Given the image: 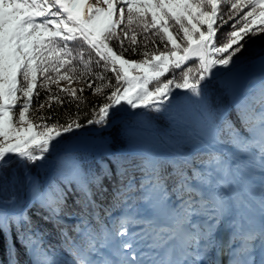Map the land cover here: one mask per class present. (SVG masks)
Instances as JSON below:
<instances>
[{"label": "snow or ice", "instance_id": "snow-or-ice-1", "mask_svg": "<svg viewBox=\"0 0 264 264\" xmlns=\"http://www.w3.org/2000/svg\"><path fill=\"white\" fill-rule=\"evenodd\" d=\"M102 2L105 6L93 5L90 0H0V175L13 161L21 165L44 161L67 135L82 127L75 120L49 124L48 117L40 116V123L34 124L28 118L30 110L35 112L44 107L40 102L32 108L40 91L56 104L78 99L77 94L82 93L83 88L59 86L60 81L71 83L74 78L84 77L77 64L88 69L95 63L100 68L101 74L91 75L86 82L95 93H102L105 88L109 92L105 95L106 102L99 108L98 119L87 123L107 125L121 109L160 111L166 106L173 107V89L184 90V95L205 106L208 83L218 76L239 71L242 68L240 53L251 40L264 36V0ZM225 24H229L230 30L217 43L220 29ZM137 30L143 40H147L151 32L165 50L159 51L153 39L152 53L141 52L144 58L140 61L126 59L125 53L129 50L135 52L137 48L145 47L136 40ZM110 41H115L119 52L110 46ZM72 44L78 46L76 54L70 47ZM260 62L264 71V56L260 57ZM192 63L197 66L191 67ZM108 72L112 73L115 83L104 75ZM177 72L181 74L179 82ZM52 86L56 87L55 92H52ZM52 106L50 103L49 108ZM229 136L237 153L230 160L216 156L212 161L213 171L198 174L197 170H191L190 174L178 178L177 187L182 198L180 213L185 217L178 226L186 233L180 258H174L173 250L161 258L158 250L163 245L157 243L147 226L141 231L134 230L139 221L129 215L122 217L114 230L102 228V242L97 240V234L77 227L84 245L73 242L69 249L72 259L66 264H210L205 259V250L214 247V233L209 229L206 233L193 235L192 218L206 216L211 223L219 225L222 222L225 201L211 190H230L229 177L233 170L241 167L258 171L261 177L259 228L244 235L246 256L243 264H264V118L259 121L258 129L253 128L247 136L234 135L231 129ZM65 159L75 170V159ZM143 164L146 169L151 168V176L156 175L151 159ZM96 179L102 177L77 185L86 204L95 203L92 199L95 193L89 185L95 184ZM25 180H28L27 176ZM153 183L150 179L149 186ZM125 187L130 188V185ZM29 188L32 203L47 207L51 214L60 213V208L52 205L61 203L63 197L46 201L34 182H29ZM102 190L106 192L107 188ZM120 194L121 190H117L114 199ZM237 204L247 206L242 198ZM240 227L239 223L233 224L234 231ZM13 229L17 240L21 241L26 233L37 236L39 232L34 229L31 217L23 211L16 195L6 184H0V234L7 245L9 264H18L14 259ZM65 236L67 238L66 233ZM27 239L37 253L32 264H52L41 248L42 238L37 236L33 240L29 236ZM29 244H24L26 251H30ZM102 250H106V254ZM93 254L99 258H94Z\"/></svg>", "mask_w": 264, "mask_h": 264}, {"label": "trees", "instance_id": "trees-1", "mask_svg": "<svg viewBox=\"0 0 264 264\" xmlns=\"http://www.w3.org/2000/svg\"><path fill=\"white\" fill-rule=\"evenodd\" d=\"M229 30V24L221 27L217 43L223 39L224 34ZM131 35L132 32L130 31L129 36ZM153 39H155L158 50L164 51V46L160 40L153 37L151 32L148 39L143 40L139 30H137L136 40L144 43L145 47L137 48L135 52L129 50L125 53V58L136 61L142 60L144 57L140 55L141 52L152 53L154 51ZM109 44L119 52L115 41H110ZM70 47L74 49V54H76L78 46L72 44ZM125 47H127V41ZM262 51L263 53L259 55ZM255 56H264V36H257L251 40L246 45L245 50L240 53L244 63L252 61ZM87 59L88 56L85 53V60ZM76 66L85 75L79 80L74 78L78 84L73 88H83L84 91L77 94L78 99L76 101L69 103L65 100L63 104H56L53 100L46 99L45 92L40 91L39 99H34L32 102V108H36L40 102H43L44 107L35 112L30 110L29 113L34 118V124L40 123V116L48 117L47 123L49 124L57 122L66 124L70 120H75L82 126H90L87 123L88 120L98 119L99 108L106 102L105 95L108 94L109 89L105 88L99 94L89 89L86 79L93 74H101L100 68L95 63H92L88 69L84 68L82 64ZM190 66L195 68L197 65L192 63ZM104 75L107 79L112 80V83H115L111 72ZM180 75L179 72L176 73L178 82ZM167 78H171V76ZM100 83H104V81ZM55 91L56 87L52 86V92ZM206 96V105L202 107L196 100L184 95V91L180 92L172 99L173 107L166 106V112L154 109L141 111L136 116L126 117L104 131L94 133L95 135H107L108 151L87 153L78 150L74 153L79 154V156H61L62 147L53 155V159H55L53 167L45 165L41 166L39 170H36L37 167H35L36 177L32 182L40 189L39 194L50 202L63 197L61 203H53L52 205L60 208L58 218L40 203L31 202L24 210L31 217L34 229L39 230L37 236L42 238L41 248L46 251L52 264H56V259L59 260L60 264H66L72 259L69 249L73 247V242L83 247L84 241L81 239L77 227L82 231H91L97 234V240L102 242L103 235L100 230L102 228L114 230L118 227L119 220L126 216V213L128 216L135 217L139 221L138 224H141L147 221V217L141 212L142 205L149 206L159 202L163 206L161 199L172 198L174 201L181 198V193L177 187L179 176L185 173L190 174L191 170H197L199 174L200 169L195 165L188 164L184 158L177 156L175 152L165 146V143L181 153L190 154L193 161L202 166L206 172L214 170L215 165L212 162L214 157L222 155L227 161V158L230 160L233 154H237L234 145L230 143L229 129L234 135L241 138L247 136L253 128L258 129L259 121L264 118V78L256 84L248 85L245 95L239 102L231 100L226 88L218 80H211L208 83ZM61 99L64 97L61 96ZM50 103L53 105L51 108H49ZM191 111L201 112L203 117L205 116L204 118L209 125L208 132L214 133L215 142L221 146L219 149L225 153L227 158L195 137L189 128L176 123L171 118V113H175L193 129L194 127L199 128L192 119ZM118 114L119 112L116 113V115ZM13 115L16 113L14 112ZM131 127L141 130H149L153 127L162 139V141L157 139L158 143L167 153L153 156L147 153L130 152L125 147L124 133ZM66 157L75 159L77 165L75 170L71 169L65 159ZM148 159H151L155 165V176L150 175V167L147 169L144 167L143 162ZM240 170L248 174L243 167ZM25 176L28 177L27 181ZM94 177H102V179H96L95 184L89 185L95 193L92 197L95 203L89 205L82 201L77 185L86 180L90 181ZM229 178L232 179V175ZM30 179L27 168L18 161H13L0 175V184H6L11 193H14L17 198H21V205L24 207L27 203ZM150 179L154 181L151 186H149ZM129 185L130 188L125 187ZM103 188H107V191H103ZM117 190H121V194L114 199V193ZM29 236L33 240L37 238L32 233H26L23 241L17 240L16 230L13 229L14 259L18 261V264H32L37 255L36 250L29 244L27 239ZM24 244H29L30 251H26ZM0 264H9V253L2 234H0Z\"/></svg>", "mask_w": 264, "mask_h": 264}, {"label": "rangeland", "instance_id": "rangeland-1", "mask_svg": "<svg viewBox=\"0 0 264 264\" xmlns=\"http://www.w3.org/2000/svg\"><path fill=\"white\" fill-rule=\"evenodd\" d=\"M90 3L96 6H105L103 5L102 0H90ZM262 57V56H261ZM264 78V71L261 68L260 57H254V59L248 63H244L242 61V68L232 73L228 76H218L216 79L218 82L224 86L233 102H239L246 93V88L248 85H253L258 83ZM78 82L73 79L71 83L67 80H63L59 82V86L62 88L71 87L73 88L77 85ZM175 96L183 92L184 90H176L173 89ZM150 110V109H149ZM135 110H129L127 108L121 109L118 115H115L113 118H119L123 115H128L133 113ZM147 111V110H145ZM142 111V112H145ZM160 111L166 112V107L162 108ZM139 114V113H138ZM135 114L134 116H136ZM192 119L198 124L199 128L194 127V131L199 134L202 140L215 149L221 148L215 142L214 133L208 132L209 125L206 122V118L203 117L201 112L191 111ZM14 116V120L16 119V115ZM171 117H177L175 113H171ZM28 118L34 123V118L31 114H28ZM191 133L194 135L193 131L190 129ZM125 147L130 152L133 153H147L148 155H165L167 152L163 149L158 143L157 139L161 140L158 132L152 127L149 130H141L135 127L129 128V130L125 131ZM195 136V135H194ZM157 137V138H156ZM165 146L173 151L174 148L171 146ZM83 151L87 153H100L106 152L109 150V143L107 135H95L94 133H78L72 135L68 138L66 144L63 146L60 155L61 156H79V154H75L76 151ZM176 150V149H175ZM178 152V151H176ZM56 151L51 152V154L42 162H36L35 164L24 165L27 168V174L30 176V181L36 177V173L34 172L35 167L36 170H39L41 166L48 165L49 167H53L55 164V159H53V155ZM176 154V153H175ZM177 155V154H176ZM188 160L191 159L189 154H186ZM190 161V160H189ZM244 168V167H243ZM248 174H245L242 170H233L232 175L233 179L231 180L230 192L224 189H212L211 191L216 193L221 197L222 200L226 198L228 205H230V210H226L222 217V222L217 225L215 223H211L206 216H196L193 217V225L195 226V231L192 233L193 235H197L200 232H207L209 229L214 233V239L212 241V245L214 247L209 246V249L205 251L212 252L214 251L217 241L216 235L225 225L224 217L228 213L233 215L234 223H239L241 227L245 230V232L238 237L240 240V248L238 249V254L241 256H245V250L243 247L244 235L250 231L255 230L253 226V222L250 218V209H255L256 211H261V177L258 171H250L244 168ZM203 172H205L203 170ZM237 172V173H236ZM35 176V177H34ZM29 181V182H30ZM236 181V182H235ZM29 184V183H28ZM242 187L247 191L245 194L242 190ZM229 191V190H228ZM31 194V191H30ZM32 197V195H31ZM242 198L247 205L246 207L243 205H238V199ZM20 205L22 203L21 198H17ZM28 200V199H27ZM162 204L159 202H155L153 205L143 206L142 205V214L147 217V222L137 224L134 226V230L141 231L146 226L148 230H150L154 237H156L157 243L163 245L158 251L160 252V257L164 258L165 255L169 252V250L174 251V258H180L184 242L186 239L185 231L179 227V223L185 218L183 213H180V208L182 204V199H178L176 202L173 201L172 198L161 199ZM31 201V200H30ZM225 201V200H224ZM179 213V214H178ZM128 216V214H125ZM58 218V215H55ZM64 218V217H62ZM173 231H175V235L173 236ZM157 233L159 235L157 236ZM172 236L171 239L169 237ZM167 241V243H165ZM257 246L259 243L257 242ZM105 251L106 250H102ZM258 251V249H257ZM50 252V251H49ZM51 253V252H50ZM94 258H99L94 255ZM59 264V263H57Z\"/></svg>", "mask_w": 264, "mask_h": 264}, {"label": "bare ground", "instance_id": "bare-ground-1", "mask_svg": "<svg viewBox=\"0 0 264 264\" xmlns=\"http://www.w3.org/2000/svg\"><path fill=\"white\" fill-rule=\"evenodd\" d=\"M65 144V141L60 142V144L53 150L55 151L57 148ZM52 151V152H53ZM225 200V205H226V210H230V205H228V202ZM256 211L255 209H250V218L253 222V226L255 229L259 228V221H258V214H261V212ZM233 215L231 213H228L225 215L224 220H225V225L218 232L216 235V241L217 245L214 249V251L207 252V255L205 256V259L210 262V264H243V261L245 259V256H241L238 254V249L240 247V241H233L235 236H241L245 230L240 227L238 230L233 229ZM259 252V251H258ZM258 252H257V258H258ZM229 253V257L233 259L232 261H228L227 258L225 257L226 254ZM222 257V258H221ZM224 257V259H223Z\"/></svg>", "mask_w": 264, "mask_h": 264}, {"label": "water", "instance_id": "water-1", "mask_svg": "<svg viewBox=\"0 0 264 264\" xmlns=\"http://www.w3.org/2000/svg\"><path fill=\"white\" fill-rule=\"evenodd\" d=\"M262 53V52H261ZM260 53V54H261ZM128 115H123L119 118H112L111 119V122L108 123L107 125H90V126H82L80 129L78 130H75L71 135H67L62 141H65V144L68 140V138L72 135H75V134H78V133H96V132H100V131H104L106 130L107 128H110L111 126H113L116 122L118 121H121L124 117H126ZM177 120L178 123L184 125V126H187L186 124H184L183 122H181L178 118H175ZM61 141V142H62ZM65 144H63L62 146H60L59 148L63 147ZM58 149V148H57ZM56 149V150H57ZM55 150V151H56ZM177 154L181 155V156H184L183 154L177 152ZM35 177V176H34ZM27 204L25 205V207L23 208V210H25V208L27 206H29L30 204V200H31V194H30V188H29V193H28V198H27Z\"/></svg>", "mask_w": 264, "mask_h": 264}]
</instances>
